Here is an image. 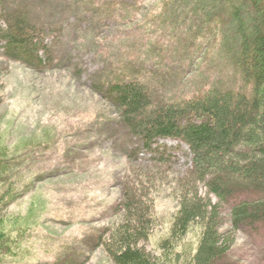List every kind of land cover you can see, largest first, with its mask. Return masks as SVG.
<instances>
[{
  "label": "trees",
  "instance_id": "obj_1",
  "mask_svg": "<svg viewBox=\"0 0 264 264\" xmlns=\"http://www.w3.org/2000/svg\"><path fill=\"white\" fill-rule=\"evenodd\" d=\"M37 1L43 0H0V53L42 72L55 67L57 41L48 42V34L62 28L34 21ZM124 1L74 4L86 16L115 10ZM160 1L169 7L178 0ZM190 1L203 16L194 31L205 40L200 49L234 26L224 52L236 83L203 85L169 98L133 71L95 81L93 91L140 144L124 152L129 168L121 178V197L112 205L116 220L91 231L79 249L62 244L53 264H86L98 247L114 264H249L238 253L240 233L262 243L257 264H264V0ZM160 139L189 147L191 165L183 175L171 171L177 164L172 153L155 147ZM141 149L152 155L140 157ZM21 162L0 134V264L25 263L35 246L36 226L15 209L29 189L14 175ZM163 187L176 206L164 208Z\"/></svg>",
  "mask_w": 264,
  "mask_h": 264
},
{
  "label": "rangeland",
  "instance_id": "obj_2",
  "mask_svg": "<svg viewBox=\"0 0 264 264\" xmlns=\"http://www.w3.org/2000/svg\"><path fill=\"white\" fill-rule=\"evenodd\" d=\"M124 2L85 16L74 0L37 1L34 21L62 28L48 34V42L57 41L54 68L39 72L0 53L1 142L22 157L14 175L29 189L15 209L37 232L30 258L17 264H53L62 249L81 248L91 231L116 220L112 205L121 197V178L129 168L124 152L140 142L93 91L95 81L133 71L169 98L203 85L236 83L224 52L234 26L225 29L224 38L212 43L207 38L212 45L202 50L205 40L194 31L203 16L190 0L169 7L160 0ZM156 146L172 153L177 164L171 171L183 175L191 165L186 143L160 139ZM151 155L140 151L142 158ZM160 198L164 208L177 205L169 188L163 187ZM238 237L239 255L249 264L260 262L262 243L246 233ZM145 245L153 253L154 246ZM86 264L114 263L98 247Z\"/></svg>",
  "mask_w": 264,
  "mask_h": 264
}]
</instances>
